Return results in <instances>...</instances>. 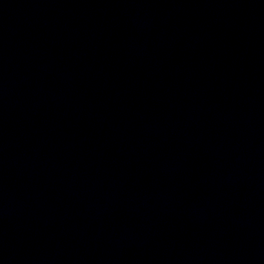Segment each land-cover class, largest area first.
I'll use <instances>...</instances> for the list:
<instances>
[{
    "label": "water",
    "instance_id": "95a60500",
    "mask_svg": "<svg viewBox=\"0 0 264 264\" xmlns=\"http://www.w3.org/2000/svg\"><path fill=\"white\" fill-rule=\"evenodd\" d=\"M0 264H264V0H0Z\"/></svg>",
    "mask_w": 264,
    "mask_h": 264
}]
</instances>
